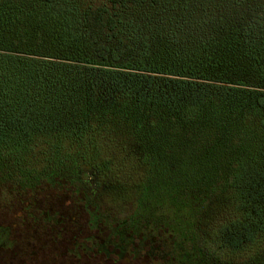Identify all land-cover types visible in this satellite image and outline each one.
Returning <instances> with one entry per match:
<instances>
[{"label":"trees","instance_id":"16d2710c","mask_svg":"<svg viewBox=\"0 0 264 264\" xmlns=\"http://www.w3.org/2000/svg\"><path fill=\"white\" fill-rule=\"evenodd\" d=\"M64 5L0 0V194L35 226L84 216L73 254L264 264V24L179 40Z\"/></svg>","mask_w":264,"mask_h":264},{"label":"rangeland","instance_id":"374dc122","mask_svg":"<svg viewBox=\"0 0 264 264\" xmlns=\"http://www.w3.org/2000/svg\"><path fill=\"white\" fill-rule=\"evenodd\" d=\"M55 2L77 5L78 10L72 16L74 20L88 6L107 8L108 14L116 12L122 32L129 35L153 31L160 34L166 30L180 40L215 33L221 26L234 22L253 33L264 24V0H147L140 6L126 7L118 12L107 0ZM5 196L0 194V222L11 225L16 243L11 249L0 250V264H150L145 258L131 256L122 259L93 256L82 250L78 251L79 255L73 254L74 241L88 234L84 216L77 217L76 224L55 226L53 230L41 226L42 223L35 226L29 218L22 220L24 212L15 206L20 198L12 201Z\"/></svg>","mask_w":264,"mask_h":264}]
</instances>
